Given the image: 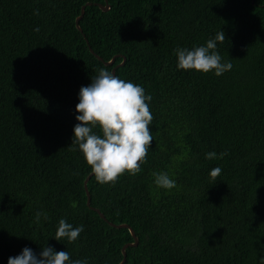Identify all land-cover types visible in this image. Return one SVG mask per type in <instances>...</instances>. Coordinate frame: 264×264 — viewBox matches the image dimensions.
Returning a JSON list of instances; mask_svg holds the SVG:
<instances>
[{
	"label": "trees",
	"instance_id": "1",
	"mask_svg": "<svg viewBox=\"0 0 264 264\" xmlns=\"http://www.w3.org/2000/svg\"><path fill=\"white\" fill-rule=\"evenodd\" d=\"M107 2L0 0V264H264V0Z\"/></svg>",
	"mask_w": 264,
	"mask_h": 264
},
{
	"label": "water",
	"instance_id": "2",
	"mask_svg": "<svg viewBox=\"0 0 264 264\" xmlns=\"http://www.w3.org/2000/svg\"><path fill=\"white\" fill-rule=\"evenodd\" d=\"M90 4H91V3H88V5H90ZM97 6H98L103 12L108 11V9L110 8V6H109L107 0H105V5L97 4ZM83 10H84V8H82V9L80 10V15H79V16L76 18V20H75V27H76L80 32H81V30H80V28H79L78 22H79V20L82 18ZM84 40H85V42L88 44V41L86 40L85 37H84ZM89 52H90V54H92V55H93L98 61L103 62V59H102L100 56H98L97 54H95V53L92 51V49L89 48ZM118 56H121L122 59H123V61H122L121 64H118L115 68H118V67L122 66V65L124 64L126 58H125L124 56H122V55H119V54L116 55V56H114V57H112L109 61L104 62V65H105V66H110V65H112V64L114 63L115 57H118ZM115 68L112 69V71H111L112 74H114V72H115ZM114 95H115V97H116V98L118 99V101H119V102H118V107H117V108L115 109V111L113 112V118H114V121H115V123H116V126H117L118 128H120V129H122V130H130V131H134V129H131V128H128V127H125V126L121 123L120 112H121V110H122V102H121L120 98L116 96L115 93H114ZM138 132L141 133L140 131H138ZM145 138H146V135H145V134H142V137L140 138V140H139V144H138V152H137V158H136V160H135L133 163H131V164H123V167H125V168H131V167L135 166V165L139 162V160H140V156H141V147H142V143H143V141L145 140ZM109 153H112V152H109ZM113 155H114V157H116L115 154H113ZM100 164H101V167H100L99 169H97L96 171L90 173L89 176L84 180L83 188H84V191H85V194H86V206H87L90 210H92V211L98 213L100 218L104 219L103 214L99 213L97 209L91 207V205H90V194H89L88 189H87V182H88L89 178H90L94 173H98V172H100L101 169H102V167H103V155L100 157ZM108 224H109L111 227H114V228H118V229H119V228L127 229V230L129 231V233H130L132 239H133V242H132V243L125 244V245L121 248L122 260L119 262V264H124L125 261H126V252H125L126 249L129 248V247H135V246H137V245H138V240H137V238H136V236H135L133 230H132L128 225H126V224L114 225V224H112V223H110V222H109Z\"/></svg>",
	"mask_w": 264,
	"mask_h": 264
},
{
	"label": "clouds",
	"instance_id": "3",
	"mask_svg": "<svg viewBox=\"0 0 264 264\" xmlns=\"http://www.w3.org/2000/svg\"><path fill=\"white\" fill-rule=\"evenodd\" d=\"M118 55V54H117ZM119 55H122V54H119ZM122 56H124V55H122ZM118 57H121V56H118ZM125 57V56H124ZM116 58V57H115ZM122 58V57H121ZM122 61H123V59H122ZM100 62V61H99ZM104 62H106V61H104L103 60V62H101L103 65H104ZM114 62H115V60H114ZM122 63V62H121ZM121 63H119V64H121ZM124 64H125V62H124ZM123 64V65H124ZM113 65V64H112ZM118 65V64H117ZM117 65H115L112 69H114ZM122 65V66H123ZM111 66V65H110ZM121 67V66H120ZM112 69H111V71H112ZM115 70H116V68H115ZM111 74H112V72H111ZM115 72H114V74H112V78H113V83H112V92H113V95H114V93L116 94V91H115ZM116 96L117 97H119V95L118 94H116ZM114 97H115V95H114ZM116 98V97H115ZM120 98V97H119ZM117 99V98H116ZM121 100V99H120ZM117 101H118V99H117ZM119 102V101H118ZM122 102V101H121ZM117 107H118V105H117ZM116 107V108H117ZM122 107H123V104H122ZM115 111V110H114ZM120 114H121V112H120ZM104 157V156H103ZM109 225V224H108ZM115 225V224H114ZM119 225V224H118ZM125 245V244H124ZM123 245V246H124ZM126 252V251H125Z\"/></svg>",
	"mask_w": 264,
	"mask_h": 264
},
{
	"label": "rangeland",
	"instance_id": "4",
	"mask_svg": "<svg viewBox=\"0 0 264 264\" xmlns=\"http://www.w3.org/2000/svg\"><path fill=\"white\" fill-rule=\"evenodd\" d=\"M135 234V233H134ZM136 236V235H135ZM137 238V237H136ZM137 240H138V238H137Z\"/></svg>",
	"mask_w": 264,
	"mask_h": 264
}]
</instances>
